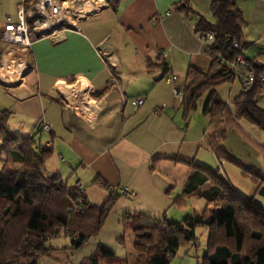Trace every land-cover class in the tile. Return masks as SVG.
I'll use <instances>...</instances> for the list:
<instances>
[{"label": "crops", "instance_id": "0c3cea01", "mask_svg": "<svg viewBox=\"0 0 264 264\" xmlns=\"http://www.w3.org/2000/svg\"><path fill=\"white\" fill-rule=\"evenodd\" d=\"M22 1L0 0V32L4 23L16 21ZM233 1L243 20L242 56L261 68L263 83L256 101L264 110V0ZM210 2L102 0L94 12L78 21V31L36 40L29 50L30 66L18 84L10 80L0 40V87L9 100L0 106V113L5 114L8 133H34L43 121L49 131L39 132L36 138L40 148L50 152L44 173L56 174L70 186L77 183L88 204L96 207L115 196L94 237L78 250L68 248L69 243L52 246L58 250L51 255L64 254V261L79 264L100 245L132 264V237L122 233L124 215L177 222L203 209L202 199L185 192L197 170L189 163L212 170L218 165L217 172L221 168L226 179L221 163L227 162L215 158L203 137L205 95L187 122L182 120L180 108L186 69L206 71L211 64L207 46L194 27L195 14L210 18ZM161 64L167 66L165 73ZM110 68L116 72L117 87L106 89ZM237 88L233 98L240 92L239 81ZM80 94L87 102L85 108L73 107V97ZM137 98L143 100L142 105L131 106L129 101ZM240 121L226 120L222 147L246 165L226 142L231 138L235 146L242 145L243 156L256 154L235 133L243 129ZM263 143L264 137L259 144L264 155ZM199 152L209 155L204 153L203 160ZM206 186L208 183L198 190ZM124 188L127 194L120 193ZM181 196L182 207L178 208L172 201ZM126 238L131 241L128 252H120L118 246L124 249ZM43 257L38 264H45Z\"/></svg>", "mask_w": 264, "mask_h": 264}, {"label": "trees", "instance_id": "16d2710c", "mask_svg": "<svg viewBox=\"0 0 264 264\" xmlns=\"http://www.w3.org/2000/svg\"><path fill=\"white\" fill-rule=\"evenodd\" d=\"M209 14V19L195 14L194 27L198 33L213 34L207 53L211 64L206 71L186 69L180 99L181 118L187 122L198 100L205 95L201 112L207 117L203 137L208 149L216 159L236 166L255 185V194L264 197L261 171L243 165L222 147L228 118L234 122L243 120L264 135V110L256 101L262 85L257 80L261 68L243 58L254 75L252 87L247 91L240 88L231 100V107L218 97V86L236 79L240 83V77L222 68L213 58V51H219L227 61L242 56L244 45L239 43V37L243 20L233 0H211ZM233 40L237 48L231 46ZM159 66L163 73L167 71L165 64ZM38 134L39 131L25 136L9 134L5 114L0 113V264H38L40 257H49L58 250L49 240L60 236L69 238L68 248L80 249L98 233L115 200V196H110L99 207L90 205L80 189L61 182L56 174L46 175L43 166L50 152L40 148ZM189 164L197 170L192 172V185L185 192H193L194 197L204 201L205 207L177 222L140 214L124 215L122 233L132 237L133 264H169L181 246H196L198 228L206 232L200 264H264V209L253 196L245 197L235 191L217 170ZM206 183V188L198 190ZM77 202L82 203L81 211H74ZM172 202L181 208L182 196ZM209 207L216 212L214 215L209 214ZM123 261L99 245L79 264Z\"/></svg>", "mask_w": 264, "mask_h": 264}, {"label": "built area", "instance_id": "2783aa9c", "mask_svg": "<svg viewBox=\"0 0 264 264\" xmlns=\"http://www.w3.org/2000/svg\"><path fill=\"white\" fill-rule=\"evenodd\" d=\"M23 0L16 9V21L6 22L0 32V40L4 43V53L6 54V70L15 84L21 82V76L30 66L29 50L31 45L38 39L58 37L65 31H78V21L85 19L94 12L101 4L102 0ZM203 43L208 46L213 40V34L206 31L200 34ZM231 46L237 48L235 40L231 41ZM164 56V54H163ZM213 58L217 60L222 68L228 69L233 75L240 77V88L242 91L250 90L254 82V75L251 67L238 55L233 61H227L219 51H213ZM12 68V69H11ZM108 83L106 89L117 87L116 72L110 68L107 70ZM173 78V77H172ZM263 83V78H257ZM85 97V96H84ZM73 107H87V102L83 95L73 97ZM142 99H132L131 106L142 105ZM37 130L47 133L50 126L43 121H39ZM74 187L80 188L77 183ZM120 193L127 194L126 188ZM82 203L77 202L74 211H81Z\"/></svg>", "mask_w": 264, "mask_h": 264}, {"label": "rangeland", "instance_id": "374dc122", "mask_svg": "<svg viewBox=\"0 0 264 264\" xmlns=\"http://www.w3.org/2000/svg\"><path fill=\"white\" fill-rule=\"evenodd\" d=\"M230 86L232 87V89L231 91L228 92V89ZM237 87H238V80L236 79L231 83H225V84L218 86L216 88V93L222 101L229 103V106L231 107V100L233 99L235 91L238 90ZM7 102H9L8 97L7 96L5 97L4 92L2 88L0 87V106L7 105ZM196 115L197 117L203 118V116L199 113ZM240 123L241 124L243 123L242 124L244 125L242 126L243 129H241L240 132L237 133L236 131L235 133L243 140L242 142L245 145L250 146V150L254 149V152H256V154L254 153V155L243 156L242 155L243 154L242 145H240V147L235 146L234 144L235 141L231 138H228L226 142L227 143L230 142L229 145L232 146V147L229 146L230 149L234 150L236 157L242 158V162H244V164L246 165L257 164L253 166H255L256 168H259L264 178V155L261 152L262 150L260 149L261 147L259 146L264 136L253 125H250L249 123L245 121H240ZM204 153L206 154L207 152H199L201 157L205 155ZM206 155H209V154H206ZM203 160H204V157H203ZM217 167L219 168L218 165ZM217 167H213V170H216ZM221 167H224V169L226 170L224 172L226 174L225 180L230 182L231 186L234 188L235 191L239 192L241 195L245 197H251L254 195L255 185L251 182V180H249L246 177H243L236 166L228 162L227 163L222 162ZM219 170L220 171H218V174L222 176L223 178H225L223 172L221 171V168ZM254 200L264 209V197L256 194L254 197ZM215 213L216 212L213 211L212 209L209 210L210 215H214ZM195 233L197 236L196 246L195 247L181 246L176 251L175 255L171 258L169 264H200L201 257L204 254L206 232L198 228L196 229ZM128 239H131V237L129 236ZM128 239L126 238V246L124 247V249L118 246V249L120 250V252H124V253L128 252L127 250V248L129 247L128 245H130L132 241L131 239V241L129 242ZM68 243H69V238L63 237V236L52 238L49 240V244L53 247H61L62 244L68 245ZM64 260H65L64 254H53V255H50L49 257H43V262L45 264H69L67 263V261H64ZM134 260H135V254H134ZM115 264H126V261H123L122 263L118 262Z\"/></svg>", "mask_w": 264, "mask_h": 264}]
</instances>
